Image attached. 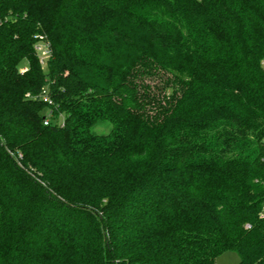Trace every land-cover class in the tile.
I'll use <instances>...</instances> for the list:
<instances>
[{
    "label": "trees",
    "instance_id": "1",
    "mask_svg": "<svg viewBox=\"0 0 264 264\" xmlns=\"http://www.w3.org/2000/svg\"><path fill=\"white\" fill-rule=\"evenodd\" d=\"M227 252L264 264V0H0V264Z\"/></svg>",
    "mask_w": 264,
    "mask_h": 264
},
{
    "label": "rangeland",
    "instance_id": "2",
    "mask_svg": "<svg viewBox=\"0 0 264 264\" xmlns=\"http://www.w3.org/2000/svg\"><path fill=\"white\" fill-rule=\"evenodd\" d=\"M59 123L62 122V119L58 120ZM109 128H100L96 129V133L98 134H107ZM217 264H240V258L235 252H227L217 258Z\"/></svg>",
    "mask_w": 264,
    "mask_h": 264
},
{
    "label": "built area",
    "instance_id": "3",
    "mask_svg": "<svg viewBox=\"0 0 264 264\" xmlns=\"http://www.w3.org/2000/svg\"><path fill=\"white\" fill-rule=\"evenodd\" d=\"M35 49L37 53L39 54L40 62L44 65L50 55V51L48 48V44L45 42L43 37L39 38V42L37 43ZM45 101H48V100L46 99ZM49 122H50L49 119H46V121L44 122V125L47 126Z\"/></svg>",
    "mask_w": 264,
    "mask_h": 264
}]
</instances>
